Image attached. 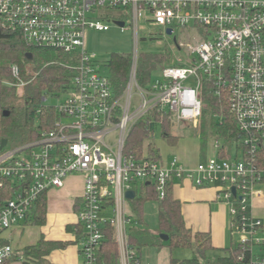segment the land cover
Here are the masks:
<instances>
[{
  "label": "built area",
  "instance_id": "2783aa9c",
  "mask_svg": "<svg viewBox=\"0 0 264 264\" xmlns=\"http://www.w3.org/2000/svg\"><path fill=\"white\" fill-rule=\"evenodd\" d=\"M142 21L165 36L169 29L173 35L177 29L194 32V43L178 46L180 51L187 47L188 58L165 65L161 79L144 86L138 80ZM112 25L133 30L137 46L120 94L85 43L89 32H109ZM0 26L19 32L29 46L77 58L75 77L64 93L71 94L55 107L60 119L54 128L29 144L8 148V143L0 150V190L8 185L12 192V198L0 201V235L30 220L44 193L62 188L69 176L83 175L77 214L82 264H102L98 251L108 226L117 234L118 264H141L129 242L126 193L138 196L148 183L162 201L172 185L188 180L196 188L216 189L217 200L229 206L238 263L264 264V219L254 212L255 200L263 197L257 187L264 185V0H0ZM12 76L11 86L25 85L16 65ZM206 85L228 98L239 137L230 150L216 139L214 156L194 169L177 158L162 161L151 143L155 128L163 129L166 119L196 127ZM143 120L157 160L146 158L149 153L138 159L126 150ZM108 206L111 215L105 213ZM14 253L10 245L0 247V264Z\"/></svg>",
  "mask_w": 264,
  "mask_h": 264
},
{
  "label": "trees",
  "instance_id": "16d2710c",
  "mask_svg": "<svg viewBox=\"0 0 264 264\" xmlns=\"http://www.w3.org/2000/svg\"><path fill=\"white\" fill-rule=\"evenodd\" d=\"M32 55V59L29 58ZM131 57L126 55H113L108 62L110 77L118 94L125 89L131 68ZM163 62L160 57H143L139 61L138 80L141 85H146L151 79V72L155 65ZM18 66L21 79L26 84L24 87L11 86L16 83L12 76V67ZM77 58L54 49H43L29 46L25 43L19 32H11L0 26V141L7 139L12 147L29 144L39 138L44 130H52L60 119L54 106H44V99L60 97L71 87L75 77ZM18 89H22L21 94ZM203 102L202 116L196 126L199 138L202 141L201 156L205 161L203 143L210 127L212 135L224 139L225 149L230 150L234 140L239 137L236 122L229 111V101L226 96L219 97L211 86L203 87L201 96ZM208 118H210L208 122ZM164 136L169 145L175 147L179 137L173 135L171 130L174 122L166 119ZM148 146V152H146ZM127 152L138 159H158L152 148L147 143L146 122H139L133 129L128 142ZM173 185L165 199L160 201L153 186L144 185L137 199L131 202L135 213V223L143 224L144 206L147 202H158L161 205L159 214V230L150 231L141 228L138 224L129 229V242L136 251L137 258L141 259V252L146 247H168L171 251L189 250L192 258L185 261L173 260L172 264H239L237 257L239 249L232 245L231 248L218 249L214 246L209 233L194 232L185 223L181 202L173 196ZM12 198L9 187L0 190V201ZM48 203L47 193H44L35 204L30 223L44 226L47 222ZM68 230L76 233L77 241L82 238V231L75 225ZM168 235L167 242L160 235ZM8 245L0 240V247ZM68 243L48 241L42 237L34 246L27 247L23 252L14 247V255L5 263L23 257L35 264H52L48 257L52 251L66 248ZM11 246V245H10ZM98 258L102 264H118V247L115 240V229L108 226L105 229V240L98 251Z\"/></svg>",
  "mask_w": 264,
  "mask_h": 264
},
{
  "label": "crops",
  "instance_id": "0c3cea01",
  "mask_svg": "<svg viewBox=\"0 0 264 264\" xmlns=\"http://www.w3.org/2000/svg\"><path fill=\"white\" fill-rule=\"evenodd\" d=\"M176 147V146H175ZM199 163L204 158L201 156V150L197 152ZM170 162L172 160L163 159ZM177 158L187 169H194L196 162H187V157ZM173 158V159H174ZM207 156L205 155V161ZM263 186V185H262ZM173 196L181 202L182 214L185 223L194 232L209 233L213 244L218 249L231 248L234 239L230 228L229 206L217 200V190L214 188H196L190 181L184 180L176 182L173 185ZM85 189V178L83 175L69 176L62 188L52 189L47 193L48 213L47 222L44 226L32 225L29 222L21 223L0 235V240L14 247L17 251L23 252L27 247L34 246L44 237L48 241H57L68 243L66 248L52 251L48 257L52 264H82L80 241L74 230H68V227L75 228L74 217L82 207V200ZM260 191V190H259ZM262 192V191H260ZM138 196L134 200L137 199ZM126 200L124 211L127 217L132 219V224L127 226V232L135 223V213L132 210L131 202ZM254 212L258 217L264 218V193L262 198H257L254 203ZM146 205V204H145ZM145 207V206H144ZM106 214L113 213V207L108 206ZM231 235V244L227 245L228 234ZM117 234L115 232V240ZM79 243V244H78ZM118 253L120 260V249ZM141 264H172L173 260L185 261L192 258V252L189 250L171 251L164 246L160 248H151V255L147 260L142 258ZM7 264H35L31 260H24L23 257L9 261Z\"/></svg>",
  "mask_w": 264,
  "mask_h": 264
},
{
  "label": "rangeland",
  "instance_id": "374dc122",
  "mask_svg": "<svg viewBox=\"0 0 264 264\" xmlns=\"http://www.w3.org/2000/svg\"><path fill=\"white\" fill-rule=\"evenodd\" d=\"M116 15H119V12H117ZM139 28L140 43L138 45V50L140 59L146 56L160 57L163 59V62L155 65L153 71L151 72L153 80L157 81L161 79V71L165 65H177V58L183 60L188 58L185 53L187 47L180 51L178 46L180 44L188 45L190 43H194V32L191 29H177L174 35L165 36L159 28L150 27L144 21L140 22ZM85 43L88 50L96 55V61L101 65V73L108 76H110V70L107 65L113 55L117 54L131 57L137 48L133 30L129 28L122 30L115 25H112L109 32H89L86 35ZM186 84L192 83L187 82ZM18 92L21 94L22 89H18ZM69 94H71V92H69ZM68 95L61 94L60 97L48 96V99L44 101L43 105L46 107H56L62 103ZM209 120L210 118H208V122ZM171 133L180 138L176 147L169 145L164 136V128L162 129L159 125L155 128V137L152 139L151 143L159 150L160 156H162L163 159H167L169 157L170 160H173L174 157L183 158V156H186L188 163L191 162L192 164V162H196L198 164L199 156L197 152L201 148L202 141L199 138L197 127H195L192 123L183 124L174 122ZM207 133L208 135L203 142L205 144L204 150L207 156L206 160L214 156V142L216 141V136L212 135L210 127L208 128ZM217 139L220 145L223 146L225 143L224 139L220 137ZM109 142L114 144V139L110 137ZM8 148H12V145L9 144ZM257 188V190L264 193V185H260ZM160 211L161 205L158 202H147L143 212L144 223L141 225L137 224L141 228H146L153 232L159 230ZM73 219L75 223H77L78 219L76 215ZM262 236L264 237V234ZM234 239L237 241L238 236H234ZM230 244L231 235L229 233L227 245L230 246ZM79 245L81 246V244ZM150 252L151 247L144 248L142 258L147 260L151 255Z\"/></svg>",
  "mask_w": 264,
  "mask_h": 264
},
{
  "label": "water",
  "instance_id": "95a60500",
  "mask_svg": "<svg viewBox=\"0 0 264 264\" xmlns=\"http://www.w3.org/2000/svg\"><path fill=\"white\" fill-rule=\"evenodd\" d=\"M115 24L117 26H119V27H124V23H122V22H116ZM167 34L169 36H172L173 35V31L171 29H169L167 31ZM28 56H29L30 59H32V55L31 54H29ZM8 143H9V141L7 139H3L1 141L0 150H3L8 145ZM147 185H148V183H147ZM233 191L235 193V189H233ZM125 196H126V199H128V200H134L137 195H136V192L135 191H128ZM160 238L163 241H165V242H167L169 240V236L168 235H164V234L160 235Z\"/></svg>",
  "mask_w": 264,
  "mask_h": 264
}]
</instances>
